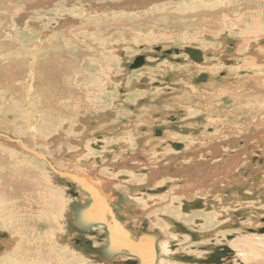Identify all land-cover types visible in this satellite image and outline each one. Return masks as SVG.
Here are the masks:
<instances>
[{
	"label": "rangeland",
	"instance_id": "obj_1",
	"mask_svg": "<svg viewBox=\"0 0 264 264\" xmlns=\"http://www.w3.org/2000/svg\"><path fill=\"white\" fill-rule=\"evenodd\" d=\"M3 1L9 6L8 12H5L8 20L5 29L7 33L13 31V34H19L22 32L21 29H23L25 25L26 27L28 25L25 31L31 33V29L35 28L34 23L37 22L36 24L44 28V32L48 30L50 34H55L62 31L64 26L67 27V29H75L73 27L77 25V19L73 20L71 18L72 12L68 10L72 7L73 3L82 4L84 3L83 1L87 0H70V2H68L69 0H57L54 4L49 6L42 3L40 8L34 7L36 5H32L35 0L33 3L24 0L25 3L23 7L19 8L16 7V2L14 1ZM113 2H120L119 5H126L129 7L123 9L126 6H121L122 8L117 10L108 9L110 8L109 5H114ZM214 2L215 0H151L149 4H142V1L136 2L135 0H105L104 4H99L102 9L103 6H106V3H111L107 6L108 8H106V11L102 9L100 13H93L94 15L92 14L89 16L91 19L87 18V21H100L98 19L106 15L107 18L121 16L122 20L126 23L119 27L117 24L114 26L107 25V27H109L105 29V35L103 32L101 33V37H105V39L102 40L103 42L100 41L99 44L101 38L98 37L96 40V42H98L96 46L94 45L92 51L88 49L86 52L87 54L84 53L86 56L89 53V57H84L80 63L73 57V54H75V47L73 46V48L70 49V57H73L70 61H72L71 63L73 65L79 67L80 65L83 66L85 63L89 64L94 68V70H91L92 73L97 71L100 75L99 77L92 75L87 76L84 80L83 73L80 71L78 72L79 77L74 79V81L69 78L71 87H75V80L77 83L79 82L83 91L82 93L85 96L83 100H85L84 102L87 105L82 109L70 105L68 107H70V110H73L71 111L72 114L64 112L65 109L58 110L59 113L56 112L57 118L53 117L50 120L40 118L37 109H50L53 107L51 101L54 99L44 96V100L42 98L38 103L32 101L31 98L29 101V97L34 93V87L39 86V92H41L44 90L43 87L45 86L44 77L37 78L39 75H35L38 67H36L34 59L29 57L31 56L30 54L22 56V52L19 51L18 48L15 49L16 51H13L10 47L7 48L6 46L2 47V45H0V134L7 138L0 137V175H4V172L8 170L6 168L9 167L12 169L15 166L17 170L23 171L26 177H29V173L33 179H36L35 181H38L40 184L44 185V187L47 186L50 189L51 197H49L54 204V208L50 210V212L47 211V213L49 216H53L56 219L55 224L50 230L55 235L53 241L56 246H52L55 255L64 258V260L71 258V256L75 257L74 259L78 264H100L95 252H92L91 249L83 251V248L78 246L75 241V238L81 239V236L85 234L86 230L83 231L85 225L82 227L80 220L87 217V214H85L81 215L83 218H80V213H76V208L82 207L90 199V193L88 190H86V192L82 186L88 189L90 188L94 192L98 189L104 192L106 189L102 190V185H100L102 188H99V184H96L99 186L96 188L97 186H94V183H92L93 180H88L89 182L87 183L83 177H80L81 175L83 176V173L78 169H74L76 164L77 167H81L85 170L84 173H91L86 174L90 176V179L92 177L96 179H98V177L107 178L104 179L105 184L110 183V186L123 185L124 188L122 189H126V192V187H133L131 191L137 196L142 193H149H146L148 188L145 187H148L150 182H142V179L146 177L145 175L147 172L149 173L152 168L159 164H163L164 167H159L158 169L168 172H163L162 174L173 177L176 180L170 178L159 182L156 178L153 180L154 182L156 181L155 183L159 182L165 184H161L162 186L156 187L154 190H158L160 193L166 191L169 192V195L173 194L177 196L187 194V189L195 190L197 188V190L200 189L202 192L212 191L209 197L203 196L191 200H202V202L209 204L208 206H211V208L212 206L215 207V205L221 207L223 203H226V207L222 206V208H219L227 209L225 210L226 212L223 211L220 216H216L222 219V222L219 223L220 226L225 225L223 223L226 220L225 218H227L226 214L234 215L236 213H243V210L239 208L240 204L249 203L261 205V207L244 211L247 215V226L244 224L245 222L239 224V226L242 225L245 228H254L260 225L261 221L259 222V217L264 216V141H259V139L261 134H263L264 137V125H262L261 128L260 126L257 127L258 122L263 119L261 116L257 118V115L259 112L264 111V96L247 93L252 92V90L256 88L248 87L247 85L245 86L235 81L246 72L237 73V68L233 71H227V67L234 64V61H232L233 59H240L239 53H237L238 38L236 36L239 31L235 26L230 24H227L225 26L227 28L223 29L212 28L207 24L210 14L205 8H207V6H212ZM142 5L145 6L143 7ZM59 6L63 8H59ZM86 6L88 10L92 7L91 5ZM130 6H133V8H130ZM62 10H67L70 15L61 19L59 22H55L54 18H56V14ZM78 13L80 14V10ZM88 13L91 12L88 11ZM24 17L26 18L24 19ZM104 20L105 18L101 21L103 22ZM109 24L111 23L109 22ZM90 30H94V28ZM259 30L264 32L260 24L257 28H252L251 32L246 30L248 38L252 41L255 40V42H252L255 45L250 47L249 51H253L256 45L264 50V41H256L261 39L255 37V33ZM78 32L80 36L87 34L77 29L76 33ZM33 35L35 34L29 35L28 38L33 37ZM13 37L14 36L11 38ZM89 44V46H91L93 43ZM185 48L199 51L202 55L201 62L209 63L207 68L220 69L216 72L217 75H215L216 73L211 75L209 73L204 74L205 72L197 74L196 71H191L187 68L188 72H179L175 68L169 70L159 68L162 67L163 63H174L186 66L185 63L187 61L192 64L195 63L194 65L202 66L203 64H199L201 62H193L184 54ZM213 48L214 50H212ZM175 50L178 51V54L174 53ZM165 52H169L170 56L162 58L161 56ZM262 54H264V51L261 53L262 58L259 63L264 65V55ZM137 57H143V65L139 68L128 70V67ZM98 58L102 59L106 65L105 68L103 67L105 70L113 72L114 75L112 77H107V75L101 73V69L103 68L99 67ZM40 69L42 71V68ZM248 73L250 76L251 73L247 71V74ZM203 75L207 77L210 76L211 79L209 78L208 80L207 78V80H200L197 83L196 79ZM191 78H194L195 82L193 80L191 83ZM104 82H107L109 85L106 87L103 86ZM211 86L217 87V89L215 90L211 88ZM259 88L261 87L258 86L257 89ZM217 90H221V96L216 94ZM105 93L109 96L108 100L103 98ZM227 93H232V97H228V95H226ZM43 94L47 93L43 92ZM21 96L26 97L21 99ZM80 96L81 95H76L75 97ZM32 102H34V104ZM60 104H63L62 101L56 99L54 105L59 106ZM248 106L249 108H247ZM68 107L66 109H68ZM75 112H77V114ZM206 118L212 120L218 119L220 122L216 125L213 123L208 125L210 122H208ZM256 122L257 124L255 126ZM195 123L198 126L197 128L192 125ZM204 124L208 126V130L203 129ZM217 125L219 127H213ZM247 126L252 129H256V127L260 128L256 132H263H258V134H256L254 131V136L250 134V140L247 141L244 140L242 136H236V138L231 137L229 140H232V138L236 140L242 138V140L239 141L240 143L232 144L230 147L226 148V150L220 148L221 151H217L215 154L208 153V150L203 149V146L197 144L199 142H195L194 144H196V146L192 145L193 147L181 153V156L180 154L175 156L169 153L170 151L174 152L175 148L172 147L173 150H171L170 147L167 148L168 144H170L168 143L169 138L167 135L170 137H180L184 141L193 144L194 141H202L206 138L204 137V130L207 131L206 135H209L213 131V134L217 135V133L224 128L226 131H223L221 136H227L229 133H232V130ZM154 129L161 130L162 134L165 132L162 138L161 136H153L152 130ZM149 132L152 133V137L150 136L151 134H148ZM8 138L16 140V142H10ZM211 138L208 137L207 140L209 139L210 141ZM31 139H37V141H30ZM153 139L159 141L158 145H156V149L158 150L149 152V146L153 144ZM184 141H180L179 145L182 146ZM19 142H21V144ZM256 143H258V145ZM172 144L175 145V142ZM142 145L146 147V150L148 149L144 154L143 152L139 153ZM127 148L130 151L127 150ZM184 148H186V146ZM28 149L43 156L47 160L49 166L45 160L34 155L31 151H28ZM223 149L224 151H222ZM158 152L163 154L159 155ZM225 152L232 153V156ZM151 153H154V156ZM191 153H197L198 156L191 165H187V163H183L181 159H178L184 155H191ZM145 155H149L150 158L147 159ZM235 155L238 156H236L237 159L235 158L236 161L233 163L235 159L233 160L232 158H234ZM186 157L184 156V158ZM187 158V160H189L190 157ZM218 158H220V160ZM224 158H226V161ZM228 158H231L230 160H232V162H230V160L227 161ZM137 161L138 163H136ZM178 162L183 164V169L189 166V169L192 167L193 169L195 167L196 169L200 167V172L202 174L197 170L198 172L196 171V174H198V176L195 177V171L193 172V169L189 170L187 168L182 174L176 176L177 173L174 172L182 170L176 167L180 164ZM72 163H75L73 164L74 168H71ZM141 163L144 164L142 165ZM140 164L141 166L138 168L137 165ZM145 164L147 168L143 167ZM211 164H213V166ZM49 167L53 168L55 171L50 170ZM133 168H135L136 171ZM185 174H188V177ZM20 175L18 177H20ZM170 180L173 181L170 182ZM188 180L189 182L191 181V185ZM194 181H202L201 185L203 186H200V183L198 186ZM204 181H206V183ZM186 184L188 185L183 188L185 190H178V186ZM175 189L177 191L173 192ZM71 191L74 192V195ZM108 191L114 196L110 199V205L107 203V200H105L108 197L104 196V200L101 199L100 201H98L97 197L96 201L97 204H99L98 207H100L102 203L105 205L108 204V216L112 218L111 214L116 213L115 219L118 218L120 222H127L125 226L128 229H132L135 231L134 233H139L140 230H142L140 229L141 224L148 222L147 220L141 221L144 219L143 216H139L144 211L142 207L136 205L127 206L126 204H129L128 201L120 199L130 197L126 192H124L125 195H122L123 193L115 191L114 189ZM52 194H57V196L62 199V203L58 202V206L55 205ZM213 195H216V199H213ZM183 201H185V199L182 198L181 202ZM187 201L190 202V200ZM176 202L178 201H175L172 205V209H176ZM164 203L166 204L167 202L162 201L159 205L156 204L152 206L154 209L151 208V210H149H155ZM118 206L120 208H117ZM114 209L116 211H114ZM144 212L146 213V210ZM3 214L5 213L0 212V217H2ZM233 215L232 217H234ZM44 216L45 212H43V217ZM130 219L135 220V222H141H139L135 228L134 224L130 222ZM228 221L229 223L233 222L232 220ZM114 222H116V220ZM168 223L172 224V220H169ZM187 224L188 228L192 230L197 229L195 228V223L192 221L187 222ZM99 225L101 224L96 223L94 226L90 225V229L97 233L102 232V227ZM219 225H216L217 231ZM26 227L15 224L11 228H2V225H0V232L6 233L10 241L13 240V242H0L1 264H7V262L13 258L14 254H18L19 256L21 254L22 256L24 253L32 250L33 247L37 248V245H35L38 244L35 243L36 240L40 235L47 234L50 229L47 226L40 225L36 228L30 225ZM85 227L87 229L89 225L86 224ZM154 229L159 231L156 228H151L148 223V232L154 231ZM170 230L174 231L173 229ZM170 230L168 231L169 236L165 235L166 233L158 232V235H161L159 244L166 243L168 248L166 254H168V251L171 252V256L167 258V260L172 261V253H188V251L194 250L195 247L192 249L190 245H182L181 243L183 240L181 238L179 240H177V238L173 239V235L179 236V234L171 233ZM235 231L236 230L233 232ZM236 232L239 234L240 231L237 230ZM155 235H157V233ZM250 235L247 234L245 237H253V240H259L260 238L264 239L262 238L264 236ZM48 236L50 237V235ZM89 237L94 247L100 244L97 235L90 234ZM215 237H217V235ZM174 244H178V248L175 252H172L171 247ZM18 246L20 248H18ZM160 257L164 258V255L160 256L159 254L158 261ZM259 261L264 264L261 258H259Z\"/></svg>",
	"mask_w": 264,
	"mask_h": 264
},
{
	"label": "bare ground",
	"instance_id": "obj_2",
	"mask_svg": "<svg viewBox=\"0 0 264 264\" xmlns=\"http://www.w3.org/2000/svg\"><path fill=\"white\" fill-rule=\"evenodd\" d=\"M11 1L16 2L15 5L18 8L19 7H23V4L25 3L24 0H19V1L11 0ZM26 1H29L30 3L34 2V0H26ZM56 1L57 0H35L34 4H32V5H36L34 7L40 8V5L42 3H44V5H48L49 6L51 4H54ZM135 1L136 2L142 1V4L143 3L144 4H146V3L149 4V2L151 0L150 1L149 0H135ZM68 2H70V0ZM83 2L84 3H82V4L73 3L72 7L68 10V11L72 12L71 18L73 20L77 19V25L73 27L75 29H67V27L64 26V28H66V29L63 28L64 30L62 29V31H60L58 33H55V34L51 33L50 34L48 32V30H46L47 32H44V28L40 27L38 24H36L37 23L36 22V23H34V27L35 28H32V29L30 28L31 29V33H28V31H25V28L28 27V25H27V27L25 25L23 27V29H21L22 32H20L19 34H17V33L13 34V31H9L7 33L6 30H5L6 29V22L8 21L7 20V15H6L5 12H8L9 6L3 0L0 1V45H2V47H4V46H6L7 48L10 47L13 51H16L15 49L18 48V50L22 52L21 53L22 56L30 54L31 56H29V57H32L34 59L35 65H36V67H38L37 71L35 72V75H39V77H37V76H35V77L42 78V76H43L44 77L43 79L45 80V86L43 87L44 90L39 92L40 87L39 86L34 87L33 88L34 93H33V95L31 97H29V101H30V98H31L32 101L38 103V101L40 99H42L44 96L54 99L53 101H51V103L53 104V107H51L50 109H48V108H47L48 110H41L40 108H39V110L37 109V112L39 113L40 118H44L45 120H50L53 117L57 118L56 112H58V110L65 109L64 112H67L68 114H72L71 111H73V110H70V107H68L70 105H73V106H75L77 108H81V109L83 107H86L87 104L84 102L85 100H83V98L85 96L82 93L83 91H82V88L79 85V82L77 83L76 80H75V87H71V85H70L71 81L69 80V78L73 79V81H74V79H77V77H79L78 72H80V71L83 73L84 80L87 78V76H91V75L99 77L100 73H98L97 71H94V73H92L91 70H94V68L91 65H89V64L85 63L83 66L80 65L79 67H77V66L73 65L71 63L72 61H70V60L73 57H75L80 63V61L84 57H89V53L86 56V54H87L86 52L88 51V49H90V51H92L94 45L96 46V43L98 42V41L96 42L98 37L101 38L99 40V44H100V41L105 39V37H103V38L101 37V33L103 32L104 35H105V32H106L105 29L109 27V26L107 27V25H113L114 26L115 24H117L118 27H119L122 24L126 23L124 20H122L121 16H115L113 18H107L106 15H104V17H102L101 19H98L100 21H90V20L87 21L88 20L87 18H90L89 16H91L93 13H98V12L100 13V11L102 9L104 11H106V8H108L107 6L109 4H111V3H106V6H103V8L101 9L100 8L101 6L99 4H104L105 0H87V1H83ZM119 3L120 2H117V3L113 2L114 5H109L110 8H108V9L117 10L119 8H122L121 6H126V5H119ZM86 5H91L92 7L88 10L86 8L87 7ZM69 6H71V5H69ZM142 6L144 7L145 5H142ZM128 7L129 6H126L123 9H127ZM27 8H28V5H27ZM32 8H33V6H32ZM59 8H63V7L59 6ZM130 8H133V6L132 7L130 6ZM184 9H187V8H184ZM205 9L210 14V18L207 20V24L209 26H211L212 28H217V29L221 28V29H223V28H227V27H225L227 24H230L232 26H235L236 29H238V31H239L236 36L238 38L237 53H239L240 59L239 60H234L233 59L232 61H234V64L232 66H230V67H227V71L228 72L230 70L233 71V70H235L237 68V73L238 72H246L243 76H240L235 81H237V82H239V83H241V84H243L245 86L247 85L248 87H255L256 88V89L252 90V92H247V93H252V94H255L257 96H262V95L264 96V83H263L264 82V71H263L264 70V65L259 63L261 61L260 59L262 58L261 53H263L264 50H263V48H260V47H258L256 45L253 48L254 49L253 51H249V48L255 45V44L252 43V42H255V40L254 41L250 40L248 38V36L246 35V30L251 32V29L252 28H254V29L257 28V26L259 24L264 29V0H215L214 4L212 6H210V7L207 6V8H205ZM79 10H80V14L78 13ZM68 11L67 10L59 11L56 14V18H54V21L55 22H59L61 19H64L65 17H68L70 15ZM88 11L91 12V13H88ZM25 18L26 17H24V19ZM103 18H105V20L102 22L101 20H103ZM109 22L111 24H109ZM91 28H94V30H90ZM77 29L79 31H83L84 33H87V34L83 35V36H80L79 32L76 33ZM35 31H36V33H35ZM45 33H47V34H45ZM32 34H35V35H33V37L28 38V36L32 35ZM107 34H109V33H107ZM12 36H14V37L11 38ZM263 36H264V32L259 30L257 33H255V37L261 38V39L256 40V41H258V42L264 41V37ZM89 43H93V44L91 46H89L90 45ZM250 44H252V45H250ZM54 46H56V47H54ZM73 46L75 47V49H74L75 50V54H73V57H70L69 51H70L71 48H73ZM212 50H214V48ZM84 53H86V54H84ZM175 54H178V51ZM262 55H264V54H262ZM90 59H91V57H90ZM189 59H190V57H189ZM201 60H202V55H201ZM193 62H196V61H193ZM199 62H196V63H199ZM98 64H99L100 68H103V67L105 68L106 67V65L104 64L102 59L98 58ZM185 64H186V66L178 65V64H174V63H171V64L170 63H168V64L167 63H163L162 67H159V68L160 69L164 68L166 70L175 68L179 72H185V71L188 72L187 69H190L191 71L192 70L196 71L197 74L205 72L204 74L209 73L210 75L214 74V73H216V72H218L220 70L219 68L218 69H216V68H214V69L207 68L209 63H207V62L203 63V61L201 63H199L201 65L203 64L202 66L194 65L195 63L192 64V63H190L188 61ZM40 68H42V71H41ZM104 68L101 69V73H103V75H107V77H109V76L112 77L114 75L113 72H111L110 70H105ZM247 71H249L251 73L250 76H249V73L247 74ZM215 75H217V73ZM207 78H208V80H209V78L211 79L210 76L207 77V76L203 75L202 80H207ZM193 80H194V78H191V80H190L191 83H192ZM79 81H80V79H79ZM194 82H195V80H194ZM106 83L104 82L103 86L106 87V86L109 85L108 83L107 84ZM73 84H74V82H73ZM43 85H44V83H43ZM57 86H59V87H57ZM81 86H83V85H81ZM258 86L261 87V88L257 89ZM211 88H213L215 90L217 89V87H214V86H211ZM220 91L221 90H217L216 94H219L221 96L222 93ZM43 92H45L47 94H43ZM76 95H81V96L80 97H75ZM226 95H228V97H232V93H227ZM25 97L26 96H21V99H24ZM48 98H46V99H48ZM103 98L108 100L109 96L106 95V93H105L103 95ZM56 99L62 101L63 104H60L59 106L54 105ZM43 100H44V98H43ZM34 102H32V103L34 104ZM88 102H89V100H88ZM129 102H131V101H129ZM247 103H249V102H247ZM256 103H257V98H256ZM67 107H68V109H66ZM247 108H249V106ZM81 112H82V110H81ZM75 113L77 114V112H75ZM61 114H64V113H61ZM260 116L263 119H261L258 122V124L256 122L255 126L257 124V127L260 126V128H261L262 125H264V123H263L264 122V111L259 112V114L257 115V118H259ZM207 121L210 122V123H208V125H210L211 123L216 125V124H218V122H220V121H218V119L217 120L207 119ZM192 125L196 126V128L198 127L196 123L192 124ZM207 127L208 126H205V124H204V128L203 129L208 130ZM213 127L217 128L219 126L217 125V126H213ZM257 127H256V129L255 128L252 129L249 126L243 127L241 129H234V130H232V133L231 134L229 133L227 136H221L222 132L226 131V130H224V128H222L219 131V133H217V135L213 134L214 131L212 133H210V134H213V135H210V134L206 135L207 131L204 130V133H205L204 137H206V138L204 140H202V141L201 140L194 141L193 144H191V142L184 141L180 137H174V136L170 137L169 135H167V137L169 138L168 142L171 143V145L168 144L167 148L170 147L171 150H173V148H175L174 152L170 151L169 153H171V154H173L175 156H178L180 154V156H181V153H184L185 151L190 150L194 145L196 146V144H194L195 142H199L197 144H200L201 146H203L204 147L203 149L208 150V153L215 154L217 151H221L220 148L221 149L224 148L226 150V148L230 147L232 144L234 145L235 143H238L240 140H242V138L240 140H235L234 138H232V140H229V139H231V137H235L236 138V136L237 137L238 136H242L244 138V140H246V141L250 140L249 135L250 134L252 135L254 131L256 132L257 130L260 129V128H257ZM261 132H263V131H261ZM164 133H163V135H164ZM148 134L149 135L151 134L150 136L152 137V133L151 132H149ZM212 136H214V137H212ZM208 137L209 138L212 137L210 139V141H209V139L207 140ZM156 139H159V138H156ZM176 139H179V140H176ZM33 140L34 139H31L30 141H33ZM253 140H254V138H253ZM34 141H37V139L34 140ZM180 141H184V144H183L184 146L183 147L181 146L182 149H178L177 147H175L176 145L174 146V144H172L174 142L175 143H177V142L180 143ZM259 141H264L263 134H261V137H260ZM158 142L159 141L154 140L153 144H150L149 152H153L154 150H158V149H156V145H158ZM256 144L258 145V143H256ZM47 145H49V144H47ZM185 146H186V148H184ZM43 149L45 150L44 147H43ZM197 149H199V148H197ZM224 149L222 151H224ZM23 150H25V149H23ZM127 150H129V149L127 148ZM147 150H146V147H144L142 145L141 149L139 150V153L143 152V154H144V153L147 152ZM28 151H31V150L28 149ZM31 152L34 155L38 156V154L34 153L33 151H31ZM232 152H234V151H232ZM136 153H138V152H136ZM197 153L196 154L195 153H191V155H184L185 157L186 156L190 157L189 160H187L188 159L187 157L184 158V156H182V157L179 156L180 158H178V159H181V161H183V163H187V165H191L194 162L195 158L198 157ZM151 154H153V156H154V153H151ZM160 154H163V153H159V155ZM226 154H230L232 156V153H226ZM260 154H261V152H260ZM145 156H146L147 159L150 158L149 155H145ZM156 156H157V154H156ZM220 156H221V154H220ZM236 156H238V155H235L234 158H232V159L234 160L236 158ZM223 157H220V158H223ZM139 158H142V157H139ZM156 158H159V157H156ZM160 158H161V156H160ZM220 158H218V159L220 160ZM173 159H176V158H173ZM224 159L226 161V158H224ZM230 159L231 158H228L227 161H229ZM236 159L234 160L233 163H235ZM134 160H135V158H134ZM54 162H56V161H54ZM230 162H232V160H230ZM136 163H138V161ZM144 163H141V164L143 165ZM178 163H180V162H178ZM73 164H75V163H72L71 168H74ZM141 164L137 165V167L139 168V166H141ZM229 164H231V163H229ZM211 165L213 166V164H211ZM137 167H135V168H137ZM143 167L147 168L146 164ZM150 167H152V166H150ZM159 167H164V166H163V164L162 165L159 164L158 166H155L152 169L150 168L152 171L150 170L149 173L147 172V174L145 175L146 177L142 179V182H144V181L150 182V184H148V187H145V188H148L146 193L149 192L148 193L149 195L145 194V193H142L139 196L134 195L133 191H131V190H133L132 189L133 187H126L127 188V192H126V189H122V188H124L123 185L122 186L121 185L120 186L119 185L110 186V183H106L105 184L104 183L105 182L104 179H107V178L98 177V179H96V178L92 177L90 179V176L86 175V174H89L90 172H85L84 173L85 170H83L81 167H77V164H76L74 169H78L81 173H83V176L81 175L80 177H83V179H85L87 181V183L89 182L88 180H90V181L93 180L92 183H94L93 184L94 186H97L96 184H99V186L100 185L103 186V188L101 186L100 187L97 186L96 188L99 187V188H102V190L106 189L104 192L100 191L99 189H98L99 191L95 190V192H94L93 190H91L89 188V191L91 192V194L93 196H95L96 198L98 197V201H100L101 199L104 200V196H105V197H108V198L105 199V200H107V203L108 204L110 203V199H112L114 196L108 190L112 191L114 189L115 191H120L121 193H123L122 195H125L124 192L128 193L130 195V197H124V198H120V199H123V201L127 200L129 204H126V205L129 206V207L136 205V206L142 207V209L144 211L146 210V213L143 211V213L141 212L142 214L139 215V216H143L144 217V219L141 220V221L147 220L148 223H149V226L151 228H156V229H158L160 231V233H166L165 235H167V236H169L168 231L170 229H173V227H172L173 224L168 223L169 220H172V221H175V222L184 221V222H181L184 225L186 224L185 223L186 220H190L193 223H196L197 222L196 220H201V222H203V224L200 225L199 229H201L202 231L203 230H210L211 228H214L216 225H219V223L222 222V219L217 218L216 216H220L221 213L223 211L227 210V209H216V211H214V209L211 208V206L206 207V203L205 202H203V203H205L204 204L205 207L203 206L204 209L202 211H198V212L194 211V212L191 213V216H189V217L180 214L179 208L181 209V206H182V204L184 202V201L181 202L182 198L185 199V202H188L187 200H190V202H192L191 199H194V198H200V197H203V196L204 197H209L211 195L212 191L202 192L200 189L197 190V188L195 190H190V189L188 190L187 189L186 190V191H188L187 194H183V195H179V196L173 195V194H172L173 196L169 195V192H166V191H164V193L163 192L160 193V191L154 190V189L156 187L162 186L161 184H165V183H159V182H161L162 180H166V179H170V178L171 179H175V178L163 175L162 174L163 172L167 173L168 171H166V170L162 171V169L161 170L158 169ZM176 167L179 168V169H182V170L174 172V173H177L176 176H178L184 170L183 169V164L180 163L179 166H176ZM69 168H70V166H69ZM86 168H88V167H86ZM135 168H133V169L135 170ZM224 168H226V167H224ZM224 168H223V170H224ZM6 169H8V170L7 171L3 170V171H5L4 175H2V176L0 175V212L5 213V214L2 215V217H0V225H2V228H11L15 224L21 225L23 227H26V226L30 225V226H35L33 228H36L38 225H40V226H47V227L50 228L47 234L40 235L41 237L39 236V238L36 240V242L34 241L35 243H38V244H35V245H37V248H39V249L33 247V249L31 248L32 250H30L29 252H27V253L23 252L24 255H22V256H21V254L19 252V249H18V252H19L20 256L18 254H14L13 258L9 262H7V264H65V262H66V264H78V262H76V260L74 259L75 257L71 256V258L68 257L69 259H67V260L65 259L64 260V258H60L59 256L55 255V251L53 250L52 246H54V247L56 246L55 242L53 241V238H54L55 235L50 230L53 227V225L55 224L56 219L53 216H49L48 213H47V211L50 212V210H52L54 208V204H53V202L51 201V198H50L51 197L50 196V194H51L50 189L47 186L44 187V185L40 184L38 181H35L36 179H33V177H31V175L29 173H28L29 177H26L24 172L17 170V168L15 166L12 169H10L9 167L6 168ZM197 170L200 172L201 168L197 167V169H196V167H195L192 171L193 172L195 171V174H196ZM86 171H87V169H86ZM20 174H22V175H20ZM200 174H202V173L200 172ZM209 174H210V172H209ZM19 175H20V177H18ZM185 175H187V177H188V174H185ZM156 176H158V177H156ZM196 176H198V174H196L195 177ZM221 177H222V175H221ZM182 178H183V175H182ZM154 179H156L159 182L155 183L156 181L154 182L153 181ZM85 180H84V182H85ZM189 180H188V182H189ZM171 181H173V180H170V182ZM201 182L194 181V183L197 184L198 186H199V183H200V186H203V185H201ZM204 182L206 183V181H204ZM190 183H191V181L189 182V184ZM192 183H193V181H192ZM149 185H150V187H149ZM187 185L188 184H186L184 186L183 185L178 186V190L179 189H183ZM176 189H177V187H176ZM176 189L173 190V192L177 191ZM152 190H154V191H152ZM183 190H185V189H183ZM130 193L133 194V195H131ZM182 193H183V191H182ZM182 193H180V194H182ZM52 195H53V200L55 202V205L58 206V202L62 203V199L60 197H58L57 194L56 195L52 194ZM215 196L216 195H213V199H216ZM162 201L163 202L166 201L167 203L166 204L164 203V204L158 206L159 208L156 207L157 209L150 211L152 206H154L156 204L159 205L160 202H162ZM175 201H178V202H176V209H172V207H173L172 205L175 203ZM111 202H113V201H111ZM108 204L105 205V204L102 203V206L104 208L103 207L101 208V206L100 207L97 206V207L99 208V211H102L105 208L108 211L109 210L108 209V207H109ZM207 205H209V204H207ZM258 207H261V205L249 204V203L248 204H246V203L245 204H240V208L243 209V210H248V209L258 208ZM117 208H120V207L118 206ZM182 208H183V206H182ZM152 209H154V208H152ZM43 212H45V216L44 217H43ZM46 214H47V216H46ZM111 216H112V219L115 221L116 213L115 214L114 213L111 214ZM136 216H137V214H136ZM80 218H83V217L80 216ZM83 219H81V220L79 219L80 222L83 221ZM133 219H130V222H132L134 224V227L136 228L138 223L141 222V221H136L135 222V220H133ZM137 219H139V218H137ZM127 220H129V219H127ZM117 223H118V225L115 226V227H116V229H119V230H123L124 226L127 224V222H121L120 223L118 221H117ZM244 224H246V226H247L248 222L246 221ZM120 227H123V228H120ZM197 229H198V227H197ZM119 230H117V231L119 232ZM201 230H199V231H201ZM1 233H3V232H1ZM230 233L231 232H229L228 234L230 235ZM236 233L237 232L235 231V234ZM222 234H224V233H222ZM262 234H264V233H262ZM48 235H50V237ZM216 235H218L217 231L215 232V236ZM225 235L226 234H224V236ZM248 235H250V234H248ZM252 235L264 236V235H259V234H256V233L255 234H251L250 236H252ZM176 236L177 235H173L172 238L173 239L177 238V240H179L181 238L183 240V242L181 243L182 245H190L191 248L194 246V245L189 244V239L187 237L180 236V235L177 236V237ZM48 237H49V239H48ZM252 238L253 237H248V236L247 237H245V236L241 237V235H239L238 238L233 240V241H231L229 243V245L231 246L232 250H234V252H236L238 254V256L240 257L239 260H241L244 264H262V263H260L261 261H259V258H261L263 263H264V256H263V254H264V239L260 238L259 240H253ZM262 238H264V237H262ZM43 239H45L46 242ZM7 241H10L9 236H8V239H0V242H7ZM10 242H13V240H11ZM7 245H8V243H7ZM23 247H25V246H23ZM18 248H20V247L18 246ZM158 249H159L160 256L164 255V258L160 257L159 261L157 262V264H181V263H179L177 261H169V260H167V258H169L171 256V252L168 251V254H166V250L168 249L166 243H160L158 245ZM188 253H195V251L194 250L193 251H188Z\"/></svg>",
	"mask_w": 264,
	"mask_h": 264
},
{
	"label": "flooded vegetation",
	"instance_id": "obj_3",
	"mask_svg": "<svg viewBox=\"0 0 264 264\" xmlns=\"http://www.w3.org/2000/svg\"><path fill=\"white\" fill-rule=\"evenodd\" d=\"M167 56H170L169 52L163 53L161 57L164 58ZM202 77L203 76H199L196 79V82L198 83L200 80H202ZM152 131H153V136L155 137H160V136L162 137L163 135L161 130L154 129ZM179 144L180 143H175L176 146L175 145L174 146L177 147L178 149H182V147ZM189 167L184 168V170ZM191 169H193V167ZM184 170L182 171V173L184 172ZM71 192L74 195V192L73 191ZM88 192L91 193L89 189ZM90 203L93 204L91 199H89L88 202H86L83 206L86 207ZM204 204L205 203H203L202 200H196L192 202L184 201L182 204L183 208L181 206V209L179 208V211L181 212L182 215L189 217L191 216V213L194 211L195 212L202 211L205 207ZM225 204L226 203H223L222 206H224ZM97 205L99 206V204ZM222 206L220 207L219 205H215V207L212 206V208L214 209V211H216V209L222 208ZM102 207L103 206L101 205V208ZM206 207L209 206L206 204ZM114 211L116 210L114 209ZM244 211L245 210H243L242 214L241 213L240 214L236 213L234 215L226 214L227 218H225L226 219L225 221L232 220L233 222L232 223H229V221L227 223L224 222L223 223L225 224L224 226H218V231L216 229L217 228L216 226H215L216 228L214 227L215 229L211 228L210 229L211 231L210 230L202 231L201 229H199L200 225L203 224L201 220H198L197 223H195V228L198 227V229L196 230H192L188 228L187 222H189L190 220H186L185 223L187 224V226L181 223L184 221H180V222L172 221L174 231L170 230V232L187 237L189 239V244L194 245L192 249L195 247L194 248L195 253H182V252L172 253V258H173L172 261L175 260L181 264H239V263L244 264L241 260H239L240 257L236 252H234V250H232L229 243L237 239L239 234H241V237L246 236L247 234H255V233L262 234L260 233V231L264 230V218H262L264 216L259 217V222L260 221L261 222L260 225L257 227L245 228L242 225L239 226V224H242L247 220V215L246 213H244ZM98 213L99 214H96V216L94 215L91 216V214H88L87 217L80 222L82 227L84 225L86 226V224L89 225V227L85 229L87 233L85 231V234L81 236L82 237L81 239L75 238L77 245L81 246L83 248V251H88L91 249L92 252H95V254L98 256L97 259L100 264H143L142 261H140L139 259H137L132 255V252L134 253L140 252L142 253L141 255L143 257H147L148 255L152 256L154 251V261L155 264H157L159 257L158 245L159 242L161 241L160 238L161 235H158V232L160 231H156L154 229V231L148 232L147 230L148 222H144L141 224L140 229L142 230H140L139 233H134L135 231L132 232V229L130 228L128 229L126 226H124V228L122 227L123 230H119L116 229L115 227L118 225L117 221L120 222L118 218L115 219L116 220L115 223L114 220L107 215L108 213H102V211H99V208H98ZM232 215L234 217H232ZM96 223L101 224L100 226H102V232L97 233L90 229L91 228L90 225L94 226L96 225ZM117 230H119V232ZM234 230L236 231L239 230L240 231L239 234L238 233L235 234V232H233ZM215 231H217L218 233L217 237H215ZM228 231L231 232L230 235L228 234L229 233ZM156 233L157 235H155ZM222 233L226 235L224 236V234ZM90 234H94L98 236L100 240L99 241L100 244L98 246L96 247L93 246V242L89 240ZM177 248H178V244H174L171 247L172 249L171 251L175 252Z\"/></svg>",
	"mask_w": 264,
	"mask_h": 264
},
{
	"label": "water",
	"instance_id": "obj_4",
	"mask_svg": "<svg viewBox=\"0 0 264 264\" xmlns=\"http://www.w3.org/2000/svg\"><path fill=\"white\" fill-rule=\"evenodd\" d=\"M174 53H177V50H175L174 51ZM184 54H186V55H188L189 57H190V59L191 60H193V61H196V62H199L200 60H201V55H200V52L199 51H197V50H194V49H191V48H185L184 49ZM143 58L142 57H137L135 60H134V62L132 63V65H130L129 67H128V70H132V69H136V68H139L140 66H142L143 65ZM0 137L1 138H6L5 136H3V135H1L0 134ZM7 139V138H6ZM8 140L10 141V142H16V140H11V139H9L8 138ZM20 143V142H19ZM21 144V143H20ZM39 156V158H42L43 160H45L44 159V157L43 156H41V155H38ZM45 162H47V160H45ZM47 164H48V162H47ZM48 166H49V164H48ZM50 168V167H49ZM50 170H52V171H55L53 168H50ZM82 188H84V190L86 191V190H88V188L87 187H85V186H82ZM87 192V191H86ZM96 194V193H95ZM90 199H91V201H92V203L93 204H88L86 207H77L76 208V213H80L79 215L81 216V215H85V214H91V216H96V214H99L98 213V205H97V201H96V197L95 196H93L91 193H90ZM195 204V203H194ZM90 212V213H89ZM108 211H107V209L105 208V209H103L102 210V213H107ZM85 229H86V227H84V231H85ZM260 233H264V230H261L260 231ZM0 239H8V235L6 234V233H1L0 232ZM142 253H140V252H138V253H134V252H132V255L134 256V257H136L137 259H139L140 261H142V263L143 264H155V261H154V251H153V255L152 256H147V257H143L142 255H141Z\"/></svg>",
	"mask_w": 264,
	"mask_h": 264
},
{
	"label": "crops",
	"instance_id": "obj_5",
	"mask_svg": "<svg viewBox=\"0 0 264 264\" xmlns=\"http://www.w3.org/2000/svg\"><path fill=\"white\" fill-rule=\"evenodd\" d=\"M180 132H184V131H180ZM258 132H260V131H258ZM258 132H256V134H258ZM253 135V134H252ZM254 136V135H253ZM236 140V139H235ZM163 171V170H162Z\"/></svg>",
	"mask_w": 264,
	"mask_h": 264
}]
</instances>
